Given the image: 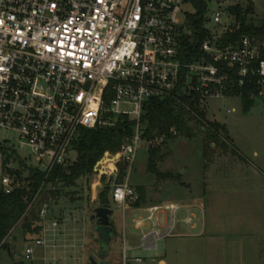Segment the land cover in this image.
Here are the masks:
<instances>
[{
    "label": "built area",
    "instance_id": "1",
    "mask_svg": "<svg viewBox=\"0 0 264 264\" xmlns=\"http://www.w3.org/2000/svg\"><path fill=\"white\" fill-rule=\"evenodd\" d=\"M184 4L188 0H0V190L25 194L26 215L37 208L41 229L25 248V263H34L36 249L57 247L48 243L60 226L54 201L40 205L45 182L54 168L71 162L82 130L112 125L104 114L135 122L134 137L118 154L106 153L101 160L113 159L112 168L108 165L104 176L94 170L99 180L114 181L111 202L126 211L139 197L127 180L117 183L118 164L131 168L144 140L142 119L150 101L188 98L206 113L212 101L241 99L236 90H248L254 102L264 100V39L256 34L234 39L242 28L235 10L245 14L248 7L241 0H218L209 19L206 2V36L187 55L181 46L189 35ZM211 21L215 32L210 33L205 25ZM110 86L114 98L106 108ZM23 150L34 162L19 156ZM30 170L45 175L33 194L26 182ZM178 210L164 204L143 210L146 217L135 216L137 229L153 225L144 236L145 249L171 235ZM166 212L173 223L161 234L154 228Z\"/></svg>",
    "mask_w": 264,
    "mask_h": 264
},
{
    "label": "rangeland",
    "instance_id": "2",
    "mask_svg": "<svg viewBox=\"0 0 264 264\" xmlns=\"http://www.w3.org/2000/svg\"><path fill=\"white\" fill-rule=\"evenodd\" d=\"M217 1L206 0L209 19L217 10ZM241 1L251 9L246 21H264V0ZM183 12L192 15L195 9L188 3L184 4ZM205 26L210 33L215 32L213 21ZM262 104L256 102L245 114L239 98L210 102L206 117L227 129L232 146L229 152L219 148L208 150L206 159L204 137L200 134L191 140L178 137L168 142L143 138L124 180L136 191L140 203L138 207L130 205L123 211L110 202L111 223L117 239L113 237L108 253H117L123 263L126 259L128 264H158V261L161 264H264V199L260 194L264 183L254 181L257 175L264 177ZM232 110L235 112L227 114ZM4 137L9 138V135ZM152 147L159 148L164 156L157 163V171L164 177L148 172V151ZM19 156L34 162L28 150L20 151ZM69 158L74 162L77 154L72 152ZM112 162L113 159L107 158L100 164L102 176L108 165L112 168ZM22 174L28 175L25 171ZM98 176L99 173L80 180L78 187L71 192L76 191L75 197H80L81 201L71 203L69 198L61 199L53 204V216L60 221L64 214L67 221L75 218L80 221V228L87 230L92 222L91 216L100 208L98 200L92 201V194L95 198L97 193L114 184L106 178L101 180L99 187ZM164 204L180 207L174 218L173 231L170 236L158 239L154 249H145L143 239L153 231V225L147 222L144 228L137 229L135 216L146 217L143 210ZM188 219H192L191 224L186 223ZM95 223L93 220L91 225ZM172 223V214L166 212L154 229L163 234ZM31 239L32 236L23 234L21 225L15 228L7 242L10 251H0V264H30L23 261V253ZM95 243L94 259L98 261L101 258L100 241L96 238ZM56 254L61 257L60 261L71 255L64 248L58 249ZM70 264H88V257L84 254L79 263Z\"/></svg>",
    "mask_w": 264,
    "mask_h": 264
},
{
    "label": "trees",
    "instance_id": "3",
    "mask_svg": "<svg viewBox=\"0 0 264 264\" xmlns=\"http://www.w3.org/2000/svg\"><path fill=\"white\" fill-rule=\"evenodd\" d=\"M195 13L187 16V29L189 35L183 36L181 40L182 50L187 53L197 51V44L201 42L206 32L204 27V15L206 12L205 0H188ZM250 8L245 14L250 12ZM236 14L239 22L242 24L240 32L234 39H238L244 34H256L264 39V21L259 23L250 22L245 26L246 20L241 8H237ZM234 96L241 95L243 103V112L248 114L254 106V101L250 99L248 90H236ZM114 94L110 86L104 95V105L109 107ZM104 119L111 122V126L97 127L93 130H82L79 139L74 145L73 151L77 154V159L64 166L56 167L48 176L40 205L52 198L54 204L61 199L69 198L71 203L81 201L80 197H75L78 193L71 190L78 187V182L82 179H89L95 172L96 165L103 159L106 153L111 155L118 154L122 147L128 143L135 135V122L126 116L115 117L112 114H104ZM143 138L148 141L157 139L163 142L173 141L178 137L188 140L196 138L199 134L204 137V158L208 156L207 151L219 148L224 152H229L232 143L227 129L215 122H210L206 113L199 108L197 103L188 98L167 99L164 101H150L144 110L142 119ZM214 146V148H212ZM148 172L164 177L157 171V163L164 159L159 148L153 147L148 151ZM235 155V153H232ZM236 156V155H235ZM105 161V160H103ZM101 161L100 164L103 162ZM99 164V165H100ZM127 166L124 163L118 164L117 183L124 182ZM168 178H172L168 176ZM45 175L39 171L30 170L28 188L30 193H35L43 184ZM106 177H102L104 181ZM100 208H110L111 187H106L98 195ZM139 202L135 205L139 206ZM39 206V205H38ZM28 200L25 194L14 193L5 195L0 190V251L9 250V244L2 243L9 237L11 232L21 225L23 234L30 235L33 238L40 236L39 216L37 208L26 215ZM56 218V217H54Z\"/></svg>",
    "mask_w": 264,
    "mask_h": 264
},
{
    "label": "crops",
    "instance_id": "4",
    "mask_svg": "<svg viewBox=\"0 0 264 264\" xmlns=\"http://www.w3.org/2000/svg\"><path fill=\"white\" fill-rule=\"evenodd\" d=\"M256 102H263L264 104V100L255 101L254 106ZM101 179L100 180L98 179L100 185H101ZM254 181L257 183H260V182L264 183V177L257 175L254 178ZM260 194H261V197L264 199V186H262L260 190ZM98 195L99 193H97V196L94 198L92 194L93 202H95V200L98 199ZM165 214L166 213H164L163 215ZM91 219H92V216H91ZM92 223H93V220L91 224ZM79 224H80V221H78L75 218H72L70 221L65 220V214H64L62 221H60V226H59L58 231L56 232L55 237H52V236L48 237L49 246H52V244H54L53 241H55V244L57 247L55 249L48 248L46 251L42 248L36 249V259L33 264H70L71 262L79 263V261L81 260L84 254H86V256L88 257V264H89L90 258L94 259L95 257L96 259L94 251L96 250L97 243H95V240L96 238L99 240L98 233L96 232L97 222L94 225L90 224L87 230H85L84 228H80ZM115 232L116 230H114L113 237L117 239ZM114 238L111 240V243L113 242ZM151 241H152L151 239L148 240V242H151ZM60 248L66 249L67 253L71 254L65 260L63 259V261H60L61 257L59 258L57 256L58 254L55 255L57 250ZM101 260L103 259L99 258L98 261L97 260L95 261L99 262ZM105 260L108 261L110 264H128L126 259H125V263H123L122 258L115 252L111 254L108 253V256ZM164 263L167 264L166 262ZM158 264H161V262L158 261Z\"/></svg>",
    "mask_w": 264,
    "mask_h": 264
},
{
    "label": "water",
    "instance_id": "5",
    "mask_svg": "<svg viewBox=\"0 0 264 264\" xmlns=\"http://www.w3.org/2000/svg\"><path fill=\"white\" fill-rule=\"evenodd\" d=\"M98 167H100V165L97 166L95 172H99L101 174L102 172L98 170ZM112 216L113 211L108 208H98L95 210V215L92 216V220L97 222L96 232L98 233V238L100 241L101 259L103 260L97 262L93 258H90L89 264H110L105 259L108 256L109 245L114 236V228L110 221Z\"/></svg>",
    "mask_w": 264,
    "mask_h": 264
}]
</instances>
